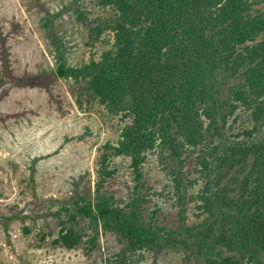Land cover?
Here are the masks:
<instances>
[{"label":"trees","instance_id":"1","mask_svg":"<svg viewBox=\"0 0 264 264\" xmlns=\"http://www.w3.org/2000/svg\"><path fill=\"white\" fill-rule=\"evenodd\" d=\"M84 1L65 8L87 28L90 57L64 59L54 29L63 10L44 8L57 61L39 83L72 79L79 104L117 118L119 134L102 145L94 192L60 205L53 242L88 236L95 247L102 227L121 242L106 264L169 248L185 264H264V0H90L103 13ZM149 153L168 177L162 190L144 177ZM115 155L130 158L126 198L104 190ZM153 196L172 200L177 217Z\"/></svg>","mask_w":264,"mask_h":264},{"label":"rangeland","instance_id":"2","mask_svg":"<svg viewBox=\"0 0 264 264\" xmlns=\"http://www.w3.org/2000/svg\"><path fill=\"white\" fill-rule=\"evenodd\" d=\"M37 1L0 0V208L7 215L24 208L10 219L0 217V264H106L121 248L113 231L101 227L95 247L88 236L73 248L53 239L65 219L58 213L60 205L76 192H94L102 145L118 138L117 118L103 116L101 108L89 107L85 100L80 105L72 79L58 78L50 88L39 83L41 73L57 61L41 25L44 8L63 10L54 29L65 42L69 64L88 59L90 49L85 45L87 28L65 8L70 0H41V7ZM84 2L89 10L103 13L90 0ZM113 165L118 171L104 190L126 198L134 183L130 158L115 155ZM143 171L157 190L168 182L156 154H148ZM153 197L169 222L177 217L172 200ZM43 231L52 233L43 239ZM182 256L177 248L147 251L134 264H185Z\"/></svg>","mask_w":264,"mask_h":264},{"label":"water","instance_id":"3","mask_svg":"<svg viewBox=\"0 0 264 264\" xmlns=\"http://www.w3.org/2000/svg\"><path fill=\"white\" fill-rule=\"evenodd\" d=\"M23 210H24V208H22L20 211H18V212L15 213V214L7 215V214H4V213L1 211V208H0V217L5 218V219H10V218H12L13 216L19 215Z\"/></svg>","mask_w":264,"mask_h":264}]
</instances>
